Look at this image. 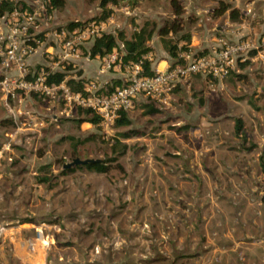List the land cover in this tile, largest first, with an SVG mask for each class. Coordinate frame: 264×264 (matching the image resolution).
Here are the masks:
<instances>
[{"label": "rangeland", "instance_id": "1", "mask_svg": "<svg viewBox=\"0 0 264 264\" xmlns=\"http://www.w3.org/2000/svg\"><path fill=\"white\" fill-rule=\"evenodd\" d=\"M257 1L242 0L251 14L237 20L252 32L245 36L254 39L264 37V2ZM64 2L48 12L37 0L31 9L43 6L52 29L94 22L103 23L106 33L126 37L146 21L160 26L198 20L195 10L186 19H173V0H117L105 8L101 0ZM105 9L112 14L96 20ZM88 47L81 48L82 54ZM250 58L220 84L194 78L166 103L139 101L128 111L127 129H81L71 121L79 109L58 115L62 104L33 97L26 109L36 126L10 141L4 134L16 128L0 101V151H6L0 159V211L11 213L0 218L7 223L0 264H14L13 244L20 255H28L30 242L35 244L32 257L48 256L52 264H264V60ZM70 68L67 76L77 74V67ZM146 105L158 112L146 115ZM237 120L242 122L238 135ZM128 129L142 136L123 140ZM94 134L96 140L75 147L67 139ZM113 138L128 149L107 174L63 173V164L76 157L111 158ZM43 178L49 181L40 182ZM24 219L44 223L43 230L38 235L33 228L8 230Z\"/></svg>", "mask_w": 264, "mask_h": 264}, {"label": "built area", "instance_id": "2", "mask_svg": "<svg viewBox=\"0 0 264 264\" xmlns=\"http://www.w3.org/2000/svg\"><path fill=\"white\" fill-rule=\"evenodd\" d=\"M35 1L27 2L26 9L15 7L0 17V91L13 120L16 118L10 101L19 103L21 97L36 96L42 101L62 104L67 113L78 108L90 109L100 118L99 127L105 129L114 125L121 111H130L139 101L166 103L176 88L192 77L221 81L236 70L239 62H245L251 52H255L256 59L264 60V37L245 36L236 41L222 37L210 53L181 52L179 59L182 63L175 67L163 69L155 66L152 77L142 76L141 62L130 64L125 67L127 74L122 86L109 93L104 91L107 83L95 79H90L82 92H74L67 81H77L76 74H66L59 83L48 84V78L56 73H68L71 69L66 70L63 64L67 68L73 67L74 61L82 55V47H91L103 34L114 35V32L106 33L103 23L94 22L71 30L49 28L50 16L44 15L43 18V6L31 9ZM45 9L47 11L46 6ZM250 14L249 5L244 8L243 15ZM118 48L100 59L99 74L108 73L113 68L122 70L124 48L121 43ZM36 51L42 53L43 63L30 68L28 59ZM144 58L151 61L149 54Z\"/></svg>", "mask_w": 264, "mask_h": 264}, {"label": "trees", "instance_id": "3", "mask_svg": "<svg viewBox=\"0 0 264 264\" xmlns=\"http://www.w3.org/2000/svg\"><path fill=\"white\" fill-rule=\"evenodd\" d=\"M29 1H35V0H0V17L3 16L5 13L11 12L15 7L26 9L27 2ZM45 3V6L47 8L48 12H53L55 10H59L63 8L64 6V0H43ZM107 4H111L116 6L118 4L117 0H101V7L105 8ZM172 8L176 16H179L181 14V8L179 5L173 1L172 2ZM226 12L229 13V17L233 21H237L239 18V11L232 7V5L228 2L220 1L218 3V7H216L213 10V17H220ZM112 12L110 10L105 9L102 13V15L96 20H105L108 18ZM83 23L75 22L68 25V29H73L78 26H82ZM180 30V22L178 19L168 21L163 23L162 25L158 26L154 22L146 21L137 31H134L130 38H127L123 32H119L117 36L111 35V34H103L101 37L97 38L91 45L88 56L90 59L95 58H103L107 56L108 54L112 53L115 50H118L119 43L123 45V54L121 56V69L124 71L125 67L141 62L142 65V76L152 77L154 75V72L152 71V63L145 59L144 57L148 55L149 53H152L153 49L148 45L149 42L153 39L155 35H158L161 38V43L168 54V56L174 60V62L170 65V68L175 67L178 63H182V61L179 59V54L181 52H187L190 51L188 45L190 43V36L189 34H182L180 37H176L175 35ZM170 34L173 35V37H170ZM181 42H184L183 45L179 46ZM205 52H198L197 54L201 55ZM255 52H251L250 55H254ZM247 62L244 64H240L239 67L244 68L246 66ZM71 68H67V70H70ZM65 72L63 73H56L51 78H48V84L51 83H59L66 77ZM77 77L79 79L77 81L73 79H69L67 81V85L73 90L74 92H82L83 88L86 83L89 82L91 79L83 78L82 71L77 72ZM238 79L241 77L238 76ZM93 80V79H92ZM209 81H215L212 79H208ZM122 86V81L120 79H114L109 81L105 85V93L111 92L115 90L116 88H120ZM178 88V87H177ZM176 88V89H177ZM36 97V96H35ZM146 109L145 114L146 115H152L156 114L158 110L154 109L150 105L144 106ZM78 116L79 118L75 120L78 126H80L83 123H89L94 128H99V122L100 118L95 115L90 109H83L78 108ZM131 125V120L128 117V112L121 111L120 116L118 119L114 122V128H128ZM242 128V122L240 120L236 121L235 124V130L236 134L241 131ZM182 129H185L183 127ZM136 136H142L141 132L137 130H131L128 129L125 131L122 135L123 140H128L130 138L136 137ZM98 137L97 135H92L84 140H74L73 137H67L68 140L75 142L74 147L80 144H84L88 141H94ZM113 144L111 145V154L112 157L103 160L102 164H88L84 166H76L69 170L63 171V173H69L73 172L75 169H85L89 172H94L97 174H107L112 168L113 163L117 162V158L120 156H123L128 146L126 143H123L117 138L112 139ZM117 147H119V150L117 151ZM261 170L264 175V162H261ZM40 182H48L49 180L47 178H43L39 180ZM262 202L264 203V196L262 197ZM24 222L34 223L33 219H24Z\"/></svg>", "mask_w": 264, "mask_h": 264}, {"label": "crops", "instance_id": "4", "mask_svg": "<svg viewBox=\"0 0 264 264\" xmlns=\"http://www.w3.org/2000/svg\"><path fill=\"white\" fill-rule=\"evenodd\" d=\"M173 1H175L179 6H181V10L185 11L183 14L181 12V14L179 15L185 19L188 18L187 14L189 13V11L195 10V16H197L198 20H195V17H194L192 18V20L188 21V23L184 22V24H181L180 30L178 31L179 35H177L178 34L177 33L175 36L180 37L184 33L189 34L190 43L188 47L189 49H191L192 51L196 53L198 52L200 53L205 52L204 54L210 53L217 46V40L219 38L224 37V38L236 41L240 39L242 36L252 33V32L247 33V31H245L247 29L245 24L240 25L239 21L237 22V21L231 20L228 12H226L220 17H213L212 14H213V10L215 9L214 0H177L178 2L176 0H173ZM215 1L219 3L220 1H224V0H215ZM224 2H228L232 4V7L239 11L240 15L238 19H242L244 5L246 4V2H242V0H228ZM260 2H264V0H260ZM159 8L160 7H158L157 9ZM204 13H209V15L207 17H202ZM170 16L173 19L179 17V16H176L175 13L171 14ZM184 16H187V17H184ZM138 29L139 28L135 27L133 32L137 31ZM240 30H243V31L240 32ZM155 36L157 37L156 38L153 37V39L148 44L153 49L152 53H149V55L151 56L150 62L152 63V68H154L155 66H158L159 68H163V69L168 68L174 62V60H172L168 56L166 51L164 50L162 43H161V38L158 35H155ZM130 37L131 36L127 38H130ZM170 37H173V35L170 34ZM183 44L184 42H181L179 46ZM88 51H89V47L87 48V52H83L81 57L77 59L76 61H74L75 65H73V67L74 68L77 67V71H82L81 77L87 78V79L92 78L102 83H108V80H114V79L123 80L124 79L125 77L124 73L126 72L125 70L121 71L117 69L119 72L116 71L117 74H113V75H111L109 72L104 73V74H99V65H100L101 60L100 58H95V59L90 60L87 55ZM157 55H160L161 58L155 59ZM41 56H42V53L40 51H36L28 59V64L30 68L39 67L40 64L43 63L44 59ZM254 56L255 54L251 56L250 60L252 61L255 60L256 57ZM92 61H97L98 63L93 65ZM77 78L79 79V77ZM194 78L196 79L200 78L201 81H204V83H207L208 81L200 76L192 77L188 81H191ZM186 82L187 81L183 82L179 87H183L186 84ZM218 83L220 84L221 81H219ZM33 97L35 96L21 97L19 103L17 101H10V106L12 107V111L16 118L15 120H13L9 112V109L7 108L5 104L3 94L0 91L1 104L8 113V119L13 122V125L16 128L15 132H8L4 134L6 138L9 137L10 141L16 140V135L19 134V132H23V131L26 132L30 130V128H32L31 124H33V126H36L35 119L31 111L26 109L28 105H32ZM58 109H59L57 111L58 115H61L62 113H67L63 110V108L59 107ZM56 116L54 115V119ZM73 118L74 117H72L71 121L75 122L76 119H73ZM83 125H88L89 127H92L91 124L89 123H83L79 127H81L82 129ZM6 147L8 146L5 145L4 148ZM4 152H6L5 149H2L0 151V159L3 158ZM9 154L7 153L9 157L8 159H12L11 154L10 155ZM4 215L11 216V213L10 212L5 213V211H0V218H3ZM15 223L17 224V226L15 225H13L12 227L10 226L8 230L10 229L16 230L22 233V232H27V231L29 232L33 228L37 230L35 231L37 235L39 234L38 230L40 231L43 230L42 226L44 225L43 223V224H40L41 226H39V225H35L29 222H24L23 220L22 221L17 220L15 221ZM6 226H7V223H4V221L0 222V237L6 231V229L4 228ZM14 246L15 245L13 244L14 253H13L12 261L14 264H52L53 263V260L48 259V256H45L44 258L36 257V256L32 257V253L35 250L34 248L35 244H32L31 242L29 243L30 253L28 255H20L16 251V248H14ZM41 248L43 249V246H41ZM57 262H61L60 258L57 259Z\"/></svg>", "mask_w": 264, "mask_h": 264}, {"label": "water", "instance_id": "5", "mask_svg": "<svg viewBox=\"0 0 264 264\" xmlns=\"http://www.w3.org/2000/svg\"><path fill=\"white\" fill-rule=\"evenodd\" d=\"M103 160L101 159H93V158H87V159H81L79 157H76L71 160V162L63 164L62 168L64 170H69L76 166H84L88 164H102Z\"/></svg>", "mask_w": 264, "mask_h": 264}]
</instances>
